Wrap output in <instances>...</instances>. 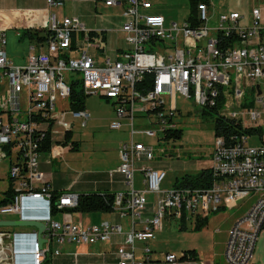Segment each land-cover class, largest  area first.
<instances>
[{
    "label": "built area",
    "instance_id": "2783aa9c",
    "mask_svg": "<svg viewBox=\"0 0 264 264\" xmlns=\"http://www.w3.org/2000/svg\"><path fill=\"white\" fill-rule=\"evenodd\" d=\"M208 1L197 5L199 23L193 24L189 18L183 23L167 22L163 14L154 12L151 0H107V5L124 6L121 30L129 46L113 60L99 61L87 49L73 55L74 34L81 32L90 40V31L77 17L51 13L45 28L50 32L47 41L30 39L36 44L30 46L24 64L9 58L6 30L0 29V163L9 160L13 181V195L0 205V215L46 224L43 244L37 232L0 226V264H19V254L26 252L20 247L27 244L31 264H44L49 255H59L66 243L96 244L115 236L124 237L116 250L118 264H198V256L190 251L157 256L149 242L165 222L187 227L188 222L238 206L241 200L250 206L229 232L225 259L227 264L251 263L264 224V4L259 0L246 14L222 12L211 24ZM48 4L57 2L48 0ZM68 72H79L81 78L67 79ZM148 74L152 86L143 91L139 87ZM76 82L84 94L112 101L119 119H130L132 134L136 133V114L141 112L158 127L143 132L167 142L174 139L166 135L180 129L178 97L193 98L203 109L221 101L219 114L232 121L237 132L215 134L210 186L162 188L166 171L138 163L171 151L132 137L121 145V164L114 170L125 177L128 188L115 193L113 210L129 218L130 228L108 220L92 225L72 220L67 209L77 206L79 194L56 190L41 170L40 156L48 152L52 159L65 149L74 150V142H68L76 121L88 126L91 113L87 108L76 110L71 105ZM248 94L253 100H247ZM256 102L262 107H254ZM119 119L110 124L112 130L122 127ZM246 129L263 131L254 133L259 144L249 145L251 135ZM48 145L50 149L44 150ZM137 169L144 174L142 190L134 186ZM8 190L0 199L8 198ZM149 194L156 196L153 205ZM54 199L63 221L54 218ZM31 201L43 203L44 212L30 215Z\"/></svg>",
    "mask_w": 264,
    "mask_h": 264
},
{
    "label": "crops",
    "instance_id": "0c3cea01",
    "mask_svg": "<svg viewBox=\"0 0 264 264\" xmlns=\"http://www.w3.org/2000/svg\"><path fill=\"white\" fill-rule=\"evenodd\" d=\"M55 1L57 2V5L49 6L48 0H0V29L2 30L5 29L6 32L12 28L24 29V30L39 29V31L42 30L46 31L45 28H47L48 26L49 17L51 13H56L58 16L77 17L81 20V22L85 25V27L89 31L105 36V42L102 41V36L95 37L93 41L89 40V42H87L81 32L74 34L72 39V41L74 40V46H73L74 56H77L82 50L87 49L89 50L91 55H93L99 61H103L107 57L113 60L116 59L117 57H120V54L123 52V50L129 48L125 40V35L121 30L122 24L124 23V16H123L124 6L107 5L106 4L107 1H98V0H55ZM211 6L212 5L209 1L210 11H212ZM153 10L156 13H160L157 12L156 8L154 7V4H153ZM214 11L215 10H213L212 13L216 14V12ZM249 12L250 10H248L246 13ZM163 15L165 16L167 22H173V21L179 22V20L177 19H179L180 16L177 11L175 12V14L169 13L168 17H166L165 14ZM189 16L190 13L188 17L185 18L188 19ZM25 62L26 59L24 60V63ZM97 96H100L101 98H105L102 95H97ZM105 99H106L105 102L101 101V104L105 103L102 104L105 107L104 116L98 117L96 120H94L93 123L103 124V126L107 125L110 127V124L113 121L119 119V117L116 113L113 102L109 101L107 98ZM177 104H178V99H177ZM92 116L93 115L91 114V119L89 123L93 119ZM136 117H140L139 122H141V119L145 117V114L141 112H137ZM147 118L149 119L148 122H145L147 124V127L151 130L157 129L158 127L155 124V122L152 119H150L148 116ZM119 120L122 123V127L119 130H116L118 132V135L116 134L113 135L110 140V145L112 147L111 151L113 156L111 157V159L105 160L103 164L100 162L98 163L93 162L91 167H89L90 169H84V170L78 169V166L82 164V161L79 160L78 155H74L73 151H75V149L74 150L65 149L61 154V156L52 159L48 152H44L41 154L40 156L41 170L46 174L47 179L50 180V182L52 183L53 187L56 190L73 191L78 194H83V193L105 194L107 192L116 193L119 191L127 190L128 186L126 184L125 177L119 172H114V170H116L121 164V157H120L121 145L124 142H126L125 136L127 132L129 133L131 126H130L129 118L124 117ZM134 124H135V120H134ZM256 138L259 137L256 136ZM137 141H141V140L138 139ZM73 142L74 144L75 142H77L78 144L77 150L81 149L82 144L80 142H78L77 140ZM179 150L174 152L171 151L168 156L158 157L154 161L138 163V165L139 166L145 165L148 167H152L154 169L165 170L168 175V171L160 163L173 159H178V160L181 159L184 153L182 151L180 152ZM211 159H212V149L211 151H209L207 159L201 158L198 159L195 163H193V165L198 166V170L196 172L185 173L182 176L187 174H197L204 169H210ZM155 162H158L159 164H156ZM85 164L89 165L87 163ZM111 171H113L112 176H110ZM181 177H177V179ZM177 179L175 180L174 185ZM163 184L164 182L162 183V188L167 189V187L165 186L163 187ZM134 186L138 190H142L145 188L144 174L141 171V169H137L134 173ZM150 196L152 195L151 194L148 195V200L150 204L153 205L156 200V196L154 195L155 196L154 200H151ZM28 204L32 208L29 211L30 215L42 214L44 212L43 203L31 201ZM244 204H248V207L250 206L249 201L245 202ZM221 211L223 210H219L215 213ZM243 214H241V216ZM241 216H239V218ZM16 217L17 218H5L2 220L3 221L20 220L19 215H16ZM54 218L56 220L63 221L64 214L61 212L55 213ZM71 218L75 222H82L84 225L99 224L102 221L108 220L113 223L122 224L125 230H128L130 228L129 218H122L117 212L114 211L107 213L106 212L72 213ZM207 218H209V216ZM236 220L237 218L233 221L230 229L227 231L228 235H227V240L225 242L224 254L226 251V244L229 238V232ZM7 227H11L9 229H13L15 231H21V232H37L39 234L41 232L39 228L34 226H18V227L7 226ZM177 229L181 230V227L179 228L177 227ZM220 232H222V230H219L218 233ZM42 234H44V231L42 232ZM123 240H124L123 236H115L108 242H98L96 244L78 245L74 243H66L60 247L61 253L59 255L57 256L49 255L45 260L44 264H118V259L116 257V250L118 246L123 242ZM22 245H26V244H22ZM20 250L29 251L30 246L28 244L25 247L21 246ZM152 250L154 251L155 254L156 251L153 248ZM189 250H194V249H188L183 252H187ZM19 255H20V258L18 259L19 264H31L30 255H24L23 253H20ZM210 262H214V261L211 260Z\"/></svg>",
    "mask_w": 264,
    "mask_h": 264
},
{
    "label": "rangeland",
    "instance_id": "374dc122",
    "mask_svg": "<svg viewBox=\"0 0 264 264\" xmlns=\"http://www.w3.org/2000/svg\"><path fill=\"white\" fill-rule=\"evenodd\" d=\"M156 8L157 12L163 13L166 17L169 13L177 11L180 18V23H183L188 17L191 6L189 0H151ZM211 3V10L209 15L211 17V24H215L217 21V15L222 12H230L233 10L240 12H247L254 5H258L259 0H209ZM264 4V0H263ZM213 8V9H212ZM213 10L216 14L212 13ZM186 17V18H185ZM24 29H10L6 32L7 44L6 50L9 58L15 64H23L27 58L30 46L36 44L35 40L29 38H21V33ZM148 48L149 45L147 44ZM67 79L74 78L80 79L81 73L68 72L65 74ZM81 89V86L79 85ZM82 90V89H81ZM253 96L247 95V100H253ZM101 101L105 102V98H101L97 95H87L86 108L93 115L92 120L88 127H81L80 122L76 121L74 127V136L68 142L78 141L82 144L81 149L75 150L74 155L79 156V160L82 164L78 166V169H90L93 162L104 163L105 160L111 159L112 147L110 140L113 135H118L116 130H112L109 126L103 124H94L100 116H104L105 107L101 104ZM178 111L176 120L179 124V128L183 131L182 138L174 141H160L159 137L149 136L143 132L147 129L148 118L145 115L139 122L140 117L135 118L136 134H132L131 128L129 133H126V141H130L133 138L140 139L146 144H152L156 148L169 149V151L183 152L184 155L181 159H173L160 164L168 171V175L164 180L163 187L171 189L175 187L174 182L177 177H181L185 173H193L198 170V166L193 165L198 159H207L208 153L214 146L215 141V118L219 115L211 113L209 109L204 110L202 106L195 103L193 98L185 100L183 97H178ZM254 107L261 108L260 103H255ZM59 109L61 105L59 103ZM264 117V114H263ZM142 125V126H141ZM255 134H251L249 139V145H257L260 143V139L254 137ZM77 148V145H76ZM175 148V149H173ZM179 153V152H177ZM157 156V154H156ZM164 157V155L160 156ZM103 159V160H101ZM186 162V163H185ZM199 162V161H198ZM85 163L89 164L86 165ZM159 164L158 162H155ZM50 182V180H49ZM51 183V182H50ZM52 184V183H51ZM13 190V181L9 175V160L5 159L0 163V198L4 196L5 191ZM80 195V194H79ZM155 196H150L151 200H154ZM244 200H241L238 206L208 215V222L202 230L195 231L197 222L187 223V227L179 228V224L172 221L171 224L165 222L164 228L156 233V236L150 242V246L156 251L157 256L162 255L165 252H174L181 254L188 249H194L197 252L198 264H204L205 261L213 260L215 264H227L224 254L225 242L227 240V231L230 229L233 221L241 214H243L248 204H243ZM241 204V206H240ZM238 207V208H237ZM61 212V211H59ZM66 213V212H64ZM55 215V213L53 212ZM5 218H17L16 215H0V219ZM194 223V224H193ZM15 227V226H14ZM18 227V226H17ZM219 230L222 232L218 233ZM141 245L140 242H137ZM29 255V251L23 253ZM250 264H264V228H262L258 241L256 243L254 257Z\"/></svg>",
    "mask_w": 264,
    "mask_h": 264
},
{
    "label": "trees",
    "instance_id": "16d2710c",
    "mask_svg": "<svg viewBox=\"0 0 264 264\" xmlns=\"http://www.w3.org/2000/svg\"><path fill=\"white\" fill-rule=\"evenodd\" d=\"M98 1H107V0H98ZM190 6H191V12L189 16V20H192L193 24H198L197 21V5L202 1L207 0H189ZM209 3V1H208ZM44 32V33H42ZM50 32L45 31H39V29H25L21 33V38H29V39H35L40 41H47L48 36ZM90 40L93 41L95 37L102 36L101 34H96L95 32L90 31L89 33ZM93 37V38H92ZM102 41L105 42V36H102ZM73 46H74V40H73ZM143 84L140 85V89L145 91L146 89H149L152 86V78L148 74L143 79ZM86 99L87 95L82 92V90L79 88V83L76 82L72 84V92L70 96V101L73 109L80 110L86 108ZM222 102L219 101L218 105L209 108V111L215 114H219V110L221 108ZM208 108H204L206 110ZM237 132L235 129V125L232 121L223 118L220 114L215 118V133L216 135L220 134H229ZM245 133L248 134H254L256 132H259L260 134L263 133L261 129H246L244 130ZM183 131L181 129H178L174 132H170L166 135V138L168 139H174L178 140L182 138ZM71 135H68V138H70ZM76 145L77 142H75ZM75 145V150H77ZM49 150L50 146L48 145L44 150ZM212 182V174L210 169H204L201 172L197 174H187L182 176L181 178L177 179L175 186L176 187H182V186H195V187H208L210 186ZM13 195V191L8 190V198L6 199H0V205L7 203L9 200H11V197ZM114 200H115V193H105V194H99V193H83L79 195L78 198V204L74 208L67 209L70 213H92V212H111L114 210ZM56 200L53 201V212L58 213L60 210L57 208L55 204ZM66 210V209H65ZM208 222V218L199 219L197 222V226L194 228L195 231L202 230L204 228V225H206ZM264 228V224L262 226ZM191 253H193L196 256V251L189 250Z\"/></svg>",
    "mask_w": 264,
    "mask_h": 264
},
{
    "label": "water",
    "instance_id": "95a60500",
    "mask_svg": "<svg viewBox=\"0 0 264 264\" xmlns=\"http://www.w3.org/2000/svg\"><path fill=\"white\" fill-rule=\"evenodd\" d=\"M0 226H34L40 229V241L43 244L45 242V239L42 236V232L46 229V224L39 221H22V220H14V221H0Z\"/></svg>",
    "mask_w": 264,
    "mask_h": 264
},
{
    "label": "bare ground",
    "instance_id": "6f19581e",
    "mask_svg": "<svg viewBox=\"0 0 264 264\" xmlns=\"http://www.w3.org/2000/svg\"><path fill=\"white\" fill-rule=\"evenodd\" d=\"M93 38V37H92ZM38 240H41L40 237H38Z\"/></svg>",
    "mask_w": 264,
    "mask_h": 264
}]
</instances>
